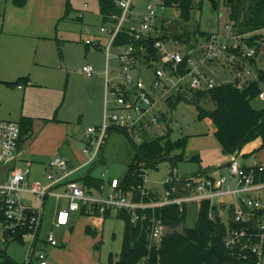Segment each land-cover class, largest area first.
<instances>
[{
  "label": "built area",
  "instance_id": "obj_1",
  "mask_svg": "<svg viewBox=\"0 0 264 264\" xmlns=\"http://www.w3.org/2000/svg\"><path fill=\"white\" fill-rule=\"evenodd\" d=\"M122 9L121 15H112L117 19L115 24L103 25L101 30L109 35L106 46L107 61L110 59L111 48H118L120 67L117 75H112L106 69L105 88V114L104 121L99 126H90L87 129V143L83 153L87 156V163L100 159L102 149L109 131L120 128L134 140H148L149 130H154L160 125L164 110L163 102L177 93V91L206 90L215 86L213 77L206 75L200 69L201 64L208 59L227 57L233 62L240 63L236 71V82L242 87L244 82L257 79V73L249 68V60L255 58L258 49L254 45L244 44L241 38L246 34L233 32L228 42H221L218 34H213L202 49V57L198 60L195 56L175 48H166L161 40H157L154 48L157 57L147 44L148 37L156 25V8L150 2L142 15L138 26H128L134 0H116ZM88 3H85V7ZM235 26L231 21L227 25L230 29ZM120 32L130 36V41L125 44L115 45V40ZM251 33V32H250ZM264 43V38L259 43ZM88 45L100 46L99 42L86 40ZM243 45V51H232ZM143 68H153L155 79L148 85L142 77ZM83 72L88 76L96 74L93 64L86 63ZM172 84V85H169ZM175 88L174 94L170 89ZM161 91V94L157 92ZM264 97V91L260 94ZM22 136V127L19 122L0 119V164L13 161L19 150ZM49 165L56 168L47 174L48 183L41 181L30 182L28 175L30 168H14L8 180L0 183V215L5 240L21 238L24 242L30 241L29 253L24 264H47L48 254L44 250H37L41 228L44 220L45 199L49 194L64 196L67 204L57 214V226L68 225L72 212L85 209L87 212L97 208L101 215L108 209L126 211L132 223L149 220L148 239L158 242L167 233L168 228L160 218L148 216V209H154L168 204H184L199 206L203 200H209L211 207H215V200L232 198L230 201V220L238 225L232 227L228 223V232L225 238L227 247L234 250L239 258L247 260L255 257L253 264H264V163L245 166L237 158V153L232 155L227 165V174L206 176L198 173L192 176L180 177L174 174L162 181L163 194H155L146 186V173L144 182L131 186L129 190L120 188V178L105 177L104 183L99 188V194L92 192L82 182L71 179L70 175L77 169L70 161L61 156L53 157ZM235 186H230L231 180ZM65 182V192L57 193L54 187ZM25 193H31L40 202L38 207H33L24 198ZM155 194V198L151 194ZM138 194V195H137ZM146 198H149L146 199ZM210 212V217L214 218ZM47 241L56 246L58 240L49 234Z\"/></svg>",
  "mask_w": 264,
  "mask_h": 264
},
{
  "label": "rangeland",
  "instance_id": "obj_2",
  "mask_svg": "<svg viewBox=\"0 0 264 264\" xmlns=\"http://www.w3.org/2000/svg\"><path fill=\"white\" fill-rule=\"evenodd\" d=\"M148 2L154 5L157 12L156 25L152 30V34L157 37L165 36L161 41L166 48H175L189 52L200 60L202 57V49L213 34L221 35V42L225 41L231 45L233 44L229 36L233 32H236V29L235 26L232 29L227 27V25L231 24L230 9L223 1H220L218 7L214 8L210 0H194L191 20L184 21L180 11L176 7L164 6L163 0H134L135 21H141ZM84 3L85 0H71L68 12L59 22V40L40 43L41 41L33 37L20 41L19 38H14L13 35L1 30L0 26V111L5 112L7 109H13L15 112L21 113L25 108L36 104V99L33 96L31 99L29 98L25 101L22 94L18 92V84H22L23 87L27 86L22 81V78L27 75L35 79L51 77L52 83L55 84L51 88L42 87V90L37 89L40 90L37 92L42 94L46 93L51 98L59 94V103H61L68 87L70 86L71 89L77 84L75 80L76 76L70 72V68L82 67L87 61V54L90 52H92V63L106 64V46L109 39H105L106 34L102 33L101 28L103 25L108 24H105L103 20L98 0H89L90 7L87 9L88 11L85 13L84 19H80L79 13L84 8ZM202 32H205L206 35H203ZM245 38L259 42V40L264 38V29L253 31L247 34ZM88 39L94 43L100 41L105 47H96L94 44L87 45L85 42ZM8 40H14L15 42L12 45H6L5 42ZM240 40L242 43L248 44L246 39L241 38ZM263 46L264 43L261 42V47ZM242 49L243 45L236 49L232 48V51H237V53L241 54ZM61 52L65 64L62 61ZM262 52L264 53V48ZM117 54L118 49L113 46L111 48L109 64L111 69L116 70V73L120 67V60ZM42 55L44 56L43 58ZM39 62L46 63L48 67L39 65ZM221 62L227 70L233 73L238 68H241L239 67L240 63L233 62L227 57H221L205 60L201 64L200 69L204 72L206 66H215L221 64ZM62 63L64 65L63 70L60 69ZM67 69H69V72ZM141 75L148 85H152L155 79V70L153 68H144ZM213 78L217 84L226 82L232 79L233 76L222 73ZM12 83H16V85H12ZM175 92V88L170 89L171 94ZM70 99L72 101L69 104L73 105L75 100L73 98ZM202 105L207 109H214L216 106L210 100L203 101ZM252 105L258 109L264 108V97L259 95L253 99ZM162 107L165 110L166 122L160 123L154 130H149L148 140L163 135L164 130L170 128L172 140L187 138L185 148L175 152L178 155L183 154L185 158L177 162L174 170L169 160L160 161L157 168L149 169L146 173V184L148 188L156 193L163 194L164 185L162 181L172 176L173 171L177 172L180 177L192 176L199 172L204 173L206 176L218 171L227 174L228 171L223 167L217 170H208L213 166L216 167L221 163H226L231 160L229 156L223 153L222 147L214 135V124L207 119H198L195 107L183 101L179 102L175 108L165 104H162ZM5 118L0 117V119ZM11 120L18 121L16 118ZM144 141L146 140H134L123 130L111 129L104 145L103 159L96 165L90 164L84 167L75 174L76 177H82L86 172L90 171L96 177L104 178L103 174H105L107 178H123L136 155L134 142L140 144ZM261 145L262 142L260 141L259 143L255 139L246 143L238 158L239 161L241 163H249L255 161V157L258 154L264 156V147L261 148ZM253 152L256 153V156L251 155ZM196 155H200V161L191 159ZM216 159H220V161L214 162ZM83 160L84 157L75 162V165L82 163ZM12 165V162L0 164V183L7 180ZM17 166L22 167L24 170L28 167L25 162H19ZM28 180L30 182L38 180L43 183L49 182L44 167L35 163L31 167V174L28 175ZM24 197L35 207L39 206V202L35 200V196L31 193L24 194ZM64 203L65 200L58 199L55 196H49L47 198L45 219L41 232L42 240L46 238L48 230L51 229L54 213ZM198 208L199 206L197 204L188 206L187 222L185 225L179 227L180 230L185 226L195 225ZM229 216L230 213L227 219ZM79 218L82 221L73 230L75 240L91 243L92 248L98 250L106 261L110 262L111 259L116 261L122 250L125 220L119 217L118 212L114 209L111 210L110 215L104 216V222L98 228L92 225V223L91 225H89V222L87 223L89 216L80 215ZM88 226H90V229ZM53 232L61 245L68 243V240L63 234H59L57 231ZM3 233V225L0 223V262L3 260V254L19 263L24 262L29 253L30 241L26 240L23 243L15 240L6 241ZM140 264L148 263L143 261Z\"/></svg>",
  "mask_w": 264,
  "mask_h": 264
},
{
  "label": "trees",
  "instance_id": "obj_3",
  "mask_svg": "<svg viewBox=\"0 0 264 264\" xmlns=\"http://www.w3.org/2000/svg\"><path fill=\"white\" fill-rule=\"evenodd\" d=\"M100 12L105 23L115 24L117 19L112 15H121L122 9L116 0H98ZM194 0H163V5L176 7L184 21H190L192 17ZM213 7L217 8L220 1L226 3L230 9V19L235 22L236 33L246 34L264 29V0H210ZM17 7H24L28 0H12ZM71 0H67L66 13L70 8ZM206 35L205 32H202ZM165 36L157 37L151 34L147 44L154 57H157V49L153 46L157 40H163ZM130 36L120 32L115 40V45L128 43ZM249 45H254L258 50L261 43L257 40H247ZM188 53V52H187ZM189 53L186 54V57ZM255 58L249 61L254 62ZM264 91V70H257V79L244 82L242 87L236 81L215 84L206 90L177 91L170 98V106L175 108L179 102H186L195 107L197 117L200 120L207 119L214 126V135L219 141L223 153L233 155L239 153L244 145L256 138L262 139L261 148L264 147V108L258 109L252 105L253 99ZM204 100L213 101L214 109H207L202 105ZM32 118L23 116L20 120L22 136L29 135L32 130ZM120 129V128H112ZM123 130V129H120ZM126 132V130H123ZM127 133V132H126ZM187 138L179 140L171 139V131L152 140H146L137 144L134 142L136 152L134 161L120 179V188L129 190L131 186H137L144 182V174L149 169L158 167V163L169 160L174 170L178 161L183 160V154H175L184 149ZM192 160L200 161L198 155ZM173 173V172H172ZM264 180V173L262 174ZM88 188L99 189L104 183L103 178L94 176L88 172L82 178ZM138 195V194H137ZM155 198V194H151ZM149 200V198H146ZM112 209H108L105 217L110 215ZM84 214L93 216L101 215L97 208ZM118 216L125 220L122 250L116 261L110 260V264H140L146 261L148 264H253L255 257L244 260L237 256L231 248L225 244L228 232V223L232 227L238 226L231 220H224L216 207H211L209 200H203L199 204L197 220L193 226L185 225L188 218V206L184 204H168L148 209V216L160 218L167 226L168 231L158 242L148 239L149 220L132 223L130 215L126 211H117ZM214 213V218L210 217ZM2 216L0 215V222ZM12 241V240H7ZM23 243L21 238L16 239ZM0 264H22L5 255Z\"/></svg>",
  "mask_w": 264,
  "mask_h": 264
},
{
  "label": "crops",
  "instance_id": "obj_4",
  "mask_svg": "<svg viewBox=\"0 0 264 264\" xmlns=\"http://www.w3.org/2000/svg\"><path fill=\"white\" fill-rule=\"evenodd\" d=\"M86 2L88 3L87 7H85ZM66 3L67 0H28L27 4L24 7H17L13 4L12 0H0L1 30H3L4 32L10 35H13L14 38L15 37L19 38L20 41L23 39H28L33 37L37 38L38 41H41L40 43H43L45 41L59 40L58 26L60 25L59 22L66 15ZM85 3H84V8L80 10L79 13L80 19H84L85 13L88 11L87 9L90 7L89 0H85ZM134 14L135 13L133 6L132 13L130 15V20L127 22L128 26H135V27L138 26V22L135 21L136 16H134ZM107 24H111V22H108ZM102 33L106 34L105 39L107 38L109 39V35L106 32L102 31ZM14 42H15L14 40H8L5 42V44L12 45L14 44ZM99 43L101 48L105 47L100 41ZM42 46H46V45H42ZM263 48L264 46L260 48V51L257 57L255 58L254 62L249 63V68L253 73H256L258 69L264 70V53L262 52ZM43 57L44 56L42 55V58ZM61 57L64 63L62 52H61ZM86 60L87 61L84 64L86 63L93 64L96 69V74L93 76L86 75L82 70L84 64L82 67L79 66L77 68H70V72L76 76L75 80L77 84L74 85L71 89L70 86L68 87L66 91V95L61 103H59L60 102L59 94L58 96L56 95L54 96V98H51V96H48V94L46 93L42 94L40 92H37L40 91L37 89L42 90V87L51 88V86L55 84L52 83L51 77H46V78L42 77L43 79L42 78L35 79L27 75L22 78L23 83L27 86L23 87L22 84L17 85L19 89L18 92L22 94L24 100L26 101L29 98L31 99V97L33 96V98L36 99V104L33 106L30 105V107L25 108L24 111L21 113L15 112V110L13 109H7V111L5 112L0 111V117H6L5 119L2 120H11L16 118L18 120L16 122L20 123V120L22 119L23 116H28L31 117L33 121L31 132L29 133V135H25L22 137L19 145L18 154L16 158L13 161H11L13 165L9 172L8 178L11 174V171L14 168H22L17 166L19 162H25L27 164L28 166L27 168H30L29 175L31 174V167L33 166L34 163L44 167L46 174H48L51 171L55 173H59L58 169L50 167L49 162L54 156H61L66 158L68 161L72 163L74 167L77 168L70 175V178L79 180L80 182L83 183L82 181L83 176L90 171L86 172L82 177L79 178H77L75 174H77L80 170H82L84 167L90 164L96 165L103 159L104 146L102 149V155L100 159L91 163H87V156L83 153V148L87 143L88 127L99 126L104 121L106 69L108 67L112 75H117V73L115 69H111L109 64L110 59L107 61L106 58L105 65L96 62L92 63V52H90L89 54H87ZM63 63L62 65H60V69L62 70L64 69ZM38 64L48 67L47 64L43 62L41 63L39 62ZM143 70L144 68L142 69V72ZM67 71L69 72V69H67ZM204 73H206L211 77L217 76L222 73L227 75H232L233 78L226 82L235 81L237 79L236 72L234 71L233 73L227 70L222 62L221 64H217L215 66H208V67L206 66ZM12 85H16V83H12ZM157 93L161 94V91H158ZM70 98H73V100H75V103L73 105L69 104V102L72 101ZM170 98L172 97L170 96L167 99V101L163 102V104L170 106ZM165 118H166V114L164 110V117L161 123L166 122ZM168 130H170V128L164 130L163 133L165 134ZM255 141L257 142L259 141L260 143V141L262 142V139L256 138ZM241 152L242 150L239 153H237V158H239ZM255 154H256L255 152L251 153V155L256 156ZM226 156H229L230 159L232 158V155H226ZM83 157H84L83 162L75 165V162L81 160V158ZM216 160L214 162L220 161V159L219 160L216 159ZM258 163H264V156H260L258 154L257 157H255V161H251L249 163L244 162L242 164L245 166H250ZM228 164H229L228 162L221 163L218 166H216L215 169H211V170H217L222 167L227 170ZM174 174L178 175L177 172L173 171L172 175ZM220 174L222 173L218 171L212 173L209 176H218ZM230 186H235L234 179L231 180ZM86 187L88 188L87 185ZM54 189L57 193L63 194L66 189L65 182L57 184L54 187ZM88 189H91V191L96 194L99 193V189H95V188H88ZM153 192L155 194H159L156 193L155 191ZM49 196H55L58 199H63L65 200V203L54 213V217L52 218V223H51L52 224L50 229L51 231L48 230L46 238H44L43 240L41 239V233H40V239L36 246L37 250H44L48 254L47 264H110L108 261H106L103 258L102 254L99 253L98 250L92 248L91 243L83 242L82 240H75L74 232H73V230L76 229L79 223L82 221L81 218H79L80 215L86 217L89 216V220L87 221V223L89 222V225H91L92 223V225L96 226L97 228L101 226L102 223L104 222V216L103 215L93 216L92 214H88V213L84 214L82 210H80L71 213L70 222L68 225L57 226L55 224V221L57 218L58 211L67 204V198H65L64 196H56L54 194H49L45 199L44 209L46 206L47 198ZM35 200L37 199L35 198ZM230 201H232V198H227V197L220 200L219 199L215 200V207L217 208V211L223 217L224 220H228L230 218L229 216V218L227 219L230 213ZM30 204L33 207H35L32 203ZM44 219H45V210H44ZM43 224H44V220H43ZM43 224H42L41 232L43 230ZM88 228L90 229V226H88ZM53 231H57L59 234H63L65 238L68 240V243L66 245L65 244L61 245L60 241L57 239ZM49 234L54 235V237L59 242L58 245L53 246L47 241V237ZM2 256L4 259L5 254H3ZM25 261L22 262V264H24Z\"/></svg>",
  "mask_w": 264,
  "mask_h": 264
},
{
  "label": "water",
  "instance_id": "obj_5",
  "mask_svg": "<svg viewBox=\"0 0 264 264\" xmlns=\"http://www.w3.org/2000/svg\"><path fill=\"white\" fill-rule=\"evenodd\" d=\"M228 163H230V162H228ZM215 168H216V167H215V166H213V167L209 168L208 170L215 169Z\"/></svg>",
  "mask_w": 264,
  "mask_h": 264
}]
</instances>
